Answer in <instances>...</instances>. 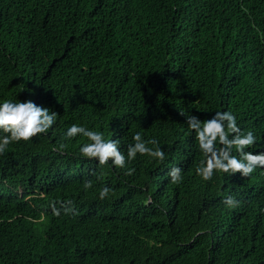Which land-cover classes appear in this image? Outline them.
Masks as SVG:
<instances>
[{
    "label": "trees",
    "instance_id": "16d2710c",
    "mask_svg": "<svg viewBox=\"0 0 264 264\" xmlns=\"http://www.w3.org/2000/svg\"><path fill=\"white\" fill-rule=\"evenodd\" d=\"M16 99L57 116L0 153V264H264V167L203 181L186 124L231 111L264 150V0H0V102ZM72 124L165 158L101 165Z\"/></svg>",
    "mask_w": 264,
    "mask_h": 264
},
{
    "label": "clouds",
    "instance_id": "9594fccd",
    "mask_svg": "<svg viewBox=\"0 0 264 264\" xmlns=\"http://www.w3.org/2000/svg\"><path fill=\"white\" fill-rule=\"evenodd\" d=\"M56 116L55 112L47 107L38 106L31 100L0 102V153L14 141H27L37 134L46 133L55 123ZM186 124L194 132L195 141L204 156L195 169L203 181L211 180L214 173L231 176L238 172L241 177H247L258 167H264V150L256 152L247 150L257 144V137L252 131H243L239 127L233 112L216 110L210 118L203 120L187 114ZM77 135L87 138L88 141L80 145V154L94 158L101 165L110 163L123 168L126 160L135 159L137 154L160 160L165 158V152L158 141L146 140L140 132L132 136L133 142L128 144L126 155L120 151L118 139L106 138L102 131L72 124L64 132L66 139H72ZM149 144L153 147H149ZM65 146L60 145L61 148ZM168 175L173 183L183 180L180 167H172ZM84 186L89 188L91 183L88 182ZM109 192L110 189L104 187L100 190L99 197L103 199ZM223 203L229 208H235L240 201L229 195L224 198ZM56 214L59 215V212Z\"/></svg>",
    "mask_w": 264,
    "mask_h": 264
}]
</instances>
